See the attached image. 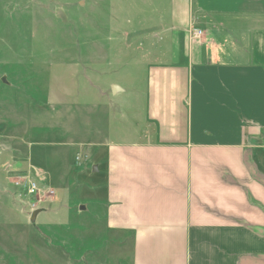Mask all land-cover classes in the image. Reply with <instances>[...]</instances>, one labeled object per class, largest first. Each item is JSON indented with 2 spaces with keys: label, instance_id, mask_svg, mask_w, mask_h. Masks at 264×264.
Instances as JSON below:
<instances>
[{
  "label": "rangeland",
  "instance_id": "rangeland-1",
  "mask_svg": "<svg viewBox=\"0 0 264 264\" xmlns=\"http://www.w3.org/2000/svg\"><path fill=\"white\" fill-rule=\"evenodd\" d=\"M168 4L0 0V264L130 263L131 244L103 214L104 148L77 144L144 131L151 54L169 52L155 39Z\"/></svg>",
  "mask_w": 264,
  "mask_h": 264
},
{
  "label": "crops",
  "instance_id": "crops-1",
  "mask_svg": "<svg viewBox=\"0 0 264 264\" xmlns=\"http://www.w3.org/2000/svg\"><path fill=\"white\" fill-rule=\"evenodd\" d=\"M168 5L144 131L77 144L104 148L107 230L129 264H264V0Z\"/></svg>",
  "mask_w": 264,
  "mask_h": 264
},
{
  "label": "built area",
  "instance_id": "built-area-1",
  "mask_svg": "<svg viewBox=\"0 0 264 264\" xmlns=\"http://www.w3.org/2000/svg\"><path fill=\"white\" fill-rule=\"evenodd\" d=\"M200 36H201V31H199V30H197V31H195V32L193 33V37H194V38H198V37H200ZM25 181H26V182H24V183L21 184V188L26 192V194H27L28 196H32V197H34V196L37 194V192H38L36 184H35L33 181L28 180V179H25ZM50 194H51V193H50ZM33 208H34V207H33ZM33 210H34V209H33ZM33 210H32V211H33Z\"/></svg>",
  "mask_w": 264,
  "mask_h": 264
},
{
  "label": "water",
  "instance_id": "water-1",
  "mask_svg": "<svg viewBox=\"0 0 264 264\" xmlns=\"http://www.w3.org/2000/svg\"><path fill=\"white\" fill-rule=\"evenodd\" d=\"M2 82L5 84L6 83V80H5V77L2 78ZM113 88V93H116V91L119 89L117 86L113 85L112 86ZM92 171L95 172L96 171V167L93 166L92 168ZM81 209V208H80ZM41 210H34L31 215H30V218H29V223L32 224L33 226H35V220H36V217L38 215V213L40 212Z\"/></svg>",
  "mask_w": 264,
  "mask_h": 264
}]
</instances>
